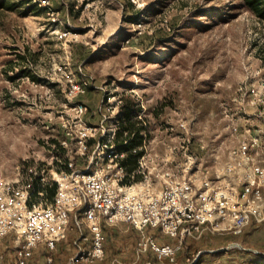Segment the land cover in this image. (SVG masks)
Wrapping results in <instances>:
<instances>
[{"label": "rangeland", "instance_id": "1", "mask_svg": "<svg viewBox=\"0 0 264 264\" xmlns=\"http://www.w3.org/2000/svg\"><path fill=\"white\" fill-rule=\"evenodd\" d=\"M49 1L52 15L36 2L28 12L22 0L0 9V178L14 179L23 166V176L35 167L47 178L66 161L87 167L91 152L77 158L79 123H96L100 106L119 114L125 97L147 121L153 116L183 124L180 160L191 153L198 166L214 156L222 160L234 144L232 124L264 123V21L242 0ZM70 79L87 86L72 93ZM149 126L133 140L138 144L146 135L150 153L165 157L167 132ZM75 236L70 233L65 244ZM219 238L188 242L183 255L200 251L202 264L263 258L262 225L238 238ZM134 242V236L113 235L108 256L122 259Z\"/></svg>", "mask_w": 264, "mask_h": 264}, {"label": "built area", "instance_id": "2", "mask_svg": "<svg viewBox=\"0 0 264 264\" xmlns=\"http://www.w3.org/2000/svg\"><path fill=\"white\" fill-rule=\"evenodd\" d=\"M32 1L54 13L49 0ZM86 86L70 79L72 93ZM86 111L79 105L81 114ZM97 113L96 123H79L74 137L78 159L91 152L87 167L66 161L47 178L35 167L23 176V166L14 179L0 178V264H30L41 251L44 263L53 264L70 233L76 235L75 252L65 264H200V251L183 255L188 242L239 237L250 225L264 224V123L232 124L234 144L222 160L214 156L198 166L191 153L180 160L177 138L183 124L150 117L155 130H165L171 141L163 157L150 153L144 134L138 145L128 141V151L115 146L121 113L105 106ZM134 115L135 128H150L143 112ZM129 153L136 161L131 171L125 162ZM118 225L137 235L129 261L106 257L103 227Z\"/></svg>", "mask_w": 264, "mask_h": 264}, {"label": "trees", "instance_id": "3", "mask_svg": "<svg viewBox=\"0 0 264 264\" xmlns=\"http://www.w3.org/2000/svg\"><path fill=\"white\" fill-rule=\"evenodd\" d=\"M9 2L10 0H0V9L1 8H13L12 6H9ZM243 2V7L248 10L249 12H251L252 14H254L259 20L264 21V0H242ZM22 4H26V10L28 12H32L33 9L35 8L36 3H31V0H22L21 2ZM139 109V107H136V104L134 103V99L130 98V97H125L122 99L121 101V105L119 107V112L122 115L123 120H126L125 124L121 125V132L117 133L115 141L118 142L119 148L124 149L125 151H128L131 147L132 144L129 143L128 141H132L133 139H137L141 128H135L134 124L130 121V119L132 117H134L135 113L137 112V110ZM126 141L127 143L124 144L123 142ZM135 142H133L134 144ZM139 143V142H138ZM136 144V143H135ZM138 145V144H137ZM126 165H127V171H131L136 167V161H135V157L132 156L130 153L128 154L126 160ZM53 191V189L51 190ZM252 226V225H250ZM104 229V233H105V250H106V257L109 260L110 257H115V254H109L108 256V251H107V243L110 239V237H112L113 235L116 237L117 235H115L113 233V231L111 230L110 227H103ZM131 234H126L125 237L127 238H137V235L135 234V232L131 231ZM113 234L112 236L110 235ZM132 249L133 247H131V250L129 252H126L124 255L125 257H121L123 259V261H128L130 260L131 256H132ZM36 255L41 256L40 259L42 258V255H44V251H41L39 253H37ZM32 260V262L30 264L34 263L35 257ZM259 256L263 257L261 260H258L255 262V264H264V255L258 254ZM39 259V260H40ZM38 264V262L36 263ZM45 264V263H44ZM54 264V261H53Z\"/></svg>", "mask_w": 264, "mask_h": 264}, {"label": "crops", "instance_id": "4", "mask_svg": "<svg viewBox=\"0 0 264 264\" xmlns=\"http://www.w3.org/2000/svg\"><path fill=\"white\" fill-rule=\"evenodd\" d=\"M261 225L264 226L263 224H257V225L249 226L247 229H250L251 227L252 228L258 227V226H261ZM110 228L113 231V233L115 235H117L116 236L117 238H119V237L122 238V236L125 237L126 234L129 235V234L132 233L131 231H128L127 228H125V225L124 226L123 225H118L116 227H110ZM232 238L234 239V238H238V237L224 236V237H220L219 239L224 240V239H232ZM71 250H73V247L71 248V246H69L68 244H65V242L60 243L58 245V249H57V251H56V253L54 255L55 256L54 257V264H65V261L71 255V254H69L71 252ZM259 254L264 255L263 252H259ZM38 264H44L43 255H42V258L40 259V261L38 262ZM139 264H142V263H139ZM200 264H202V262H200Z\"/></svg>", "mask_w": 264, "mask_h": 264}]
</instances>
